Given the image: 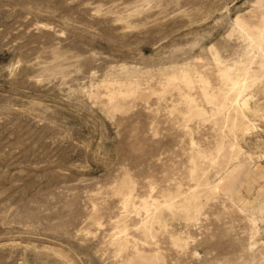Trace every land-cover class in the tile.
Returning <instances> with one entry per match:
<instances>
[{
    "label": "rangeland",
    "instance_id": "rangeland-1",
    "mask_svg": "<svg viewBox=\"0 0 264 264\" xmlns=\"http://www.w3.org/2000/svg\"><path fill=\"white\" fill-rule=\"evenodd\" d=\"M0 264H264V0H0Z\"/></svg>",
    "mask_w": 264,
    "mask_h": 264
}]
</instances>
